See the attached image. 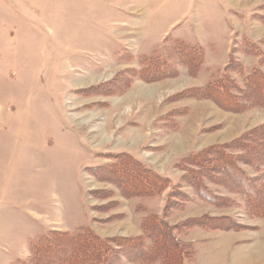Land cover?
I'll return each mask as SVG.
<instances>
[{"label": "rangeland", "instance_id": "374dc122", "mask_svg": "<svg viewBox=\"0 0 264 264\" xmlns=\"http://www.w3.org/2000/svg\"><path fill=\"white\" fill-rule=\"evenodd\" d=\"M176 45L203 53L196 72L178 63ZM262 62L264 0H0V264H28L52 232L134 237L148 215L163 217L175 186L189 200L166 222L191 245L184 264H214L217 250L229 258L221 264L238 250L250 264L264 255V218L220 186L208 183L230 204L202 201L178 166L264 125L262 107L232 113L181 93L224 79L244 89ZM119 154L169 188L124 198L96 175ZM241 167L264 182L263 171ZM205 217L234 229L182 226Z\"/></svg>", "mask_w": 264, "mask_h": 264}, {"label": "trees", "instance_id": "16d2710c", "mask_svg": "<svg viewBox=\"0 0 264 264\" xmlns=\"http://www.w3.org/2000/svg\"><path fill=\"white\" fill-rule=\"evenodd\" d=\"M176 43L179 45V42ZM177 45L172 51H177L178 63L196 72L203 62V53L196 50L197 56L194 50L186 47L183 55ZM232 63L228 70L232 69ZM162 64L165 65L166 61ZM173 71V74L176 73V70ZM184 97L208 99L232 113H242L248 107L264 108V72L253 71L244 89L224 79L195 92L184 91L179 98ZM241 164L263 171L264 176V125L229 143L190 154L182 158L178 166H183L181 169L186 172L183 180L202 201L215 206L230 204V200L215 195L208 183L220 186L231 194L241 196L255 217L264 218V182L247 174ZM96 171L98 177L116 183L120 195L126 199L156 198L171 184L169 178L127 154L116 155L112 166L97 168ZM187 200L189 197L181 193V187L175 186L168 195L163 217L148 215L142 220L140 234L134 237L103 238L92 230L77 234L52 232L32 245V258L28 264H117L121 261L133 264H184L191 256V245L178 239L176 228L166 222V216L170 209L181 207ZM182 226L186 230L196 227L221 231L234 229L229 218L192 219Z\"/></svg>", "mask_w": 264, "mask_h": 264}, {"label": "crops", "instance_id": "0c3cea01", "mask_svg": "<svg viewBox=\"0 0 264 264\" xmlns=\"http://www.w3.org/2000/svg\"><path fill=\"white\" fill-rule=\"evenodd\" d=\"M140 226L141 225H139L138 227H136L135 228V235L134 236H138L139 234H140ZM123 237H131V236H123ZM204 252H206V251H204ZM204 252H202V253H204ZM219 250H217V251H215L214 253H216V256H214V264H221L222 262H223V260L225 259H227L228 257L227 256H225V255H220L219 254ZM241 252V250H238V251H236V253H232L233 254V256H234V258H233V260L235 259V261L233 262V264H240V259L243 257V256H240V255H237V254H239ZM207 253V252H206ZM219 254V255H218ZM241 254V253H240ZM219 257H220V259H219ZM244 258V257H243ZM229 259V258H228ZM245 259V258H244ZM251 261H252V263L251 264H256V263H260V264H264V255H260V256H258L257 255V257H255V258H252V259H250ZM231 261H232V259H231ZM245 261L247 262V264H250V261L248 262L246 259H245Z\"/></svg>", "mask_w": 264, "mask_h": 264}]
</instances>
